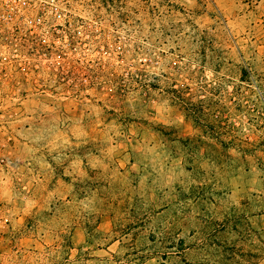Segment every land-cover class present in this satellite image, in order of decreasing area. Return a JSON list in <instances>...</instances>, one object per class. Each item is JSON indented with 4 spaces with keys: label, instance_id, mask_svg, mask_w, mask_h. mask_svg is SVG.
<instances>
[{
    "label": "rangeland",
    "instance_id": "rangeland-1",
    "mask_svg": "<svg viewBox=\"0 0 264 264\" xmlns=\"http://www.w3.org/2000/svg\"><path fill=\"white\" fill-rule=\"evenodd\" d=\"M107 1L0 45V264H264V0Z\"/></svg>",
    "mask_w": 264,
    "mask_h": 264
},
{
    "label": "built area",
    "instance_id": "built-area-1",
    "mask_svg": "<svg viewBox=\"0 0 264 264\" xmlns=\"http://www.w3.org/2000/svg\"><path fill=\"white\" fill-rule=\"evenodd\" d=\"M167 1L178 4L181 0ZM106 2L0 0V45L19 51L18 55L31 65L53 66L61 53L72 47L78 34L97 38L104 35Z\"/></svg>",
    "mask_w": 264,
    "mask_h": 264
},
{
    "label": "crops",
    "instance_id": "crops-1",
    "mask_svg": "<svg viewBox=\"0 0 264 264\" xmlns=\"http://www.w3.org/2000/svg\"><path fill=\"white\" fill-rule=\"evenodd\" d=\"M190 1H195V0H182L183 3H188ZM218 1V3H220V5H225V2H227L228 0H216ZM234 2H238L240 0H233Z\"/></svg>",
    "mask_w": 264,
    "mask_h": 264
}]
</instances>
